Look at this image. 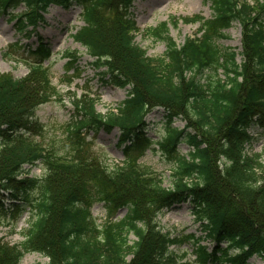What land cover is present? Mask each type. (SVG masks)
<instances>
[{"label": "trees", "instance_id": "trees-1", "mask_svg": "<svg viewBox=\"0 0 264 264\" xmlns=\"http://www.w3.org/2000/svg\"><path fill=\"white\" fill-rule=\"evenodd\" d=\"M206 1L211 18L181 19L199 24L198 34L182 45L167 35L166 22L149 30L165 43L163 56L152 59L134 43L133 0H0V15L31 31L51 5L78 6L83 25L74 41L102 69L105 82L128 89L106 115L96 111L94 99L78 102L70 151L62 155L34 139L42 127L35 111L54 92L43 67L49 45L38 36L23 78L0 73V209L6 193L12 219L30 214L20 244L0 239V264H20L28 252L46 256L49 264H188L170 249L179 238L162 232L157 221L183 203L211 242L208 250L191 239L196 264L264 261V164L246 150L254 139L251 126L264 128V0ZM18 6L24 10L12 12ZM233 22L241 27L239 63L235 52L217 45ZM153 109H162L167 123L157 141L146 132ZM175 120L184 127H171ZM113 130L124 159L108 166L91 154L85 134ZM182 142L187 155L179 153ZM153 146L173 163L168 188L139 164ZM38 164L41 178H18L28 174L24 166ZM98 202L108 215L101 225L91 214ZM117 210L124 214L113 220Z\"/></svg>", "mask_w": 264, "mask_h": 264}, {"label": "rangeland", "instance_id": "rangeland-1", "mask_svg": "<svg viewBox=\"0 0 264 264\" xmlns=\"http://www.w3.org/2000/svg\"><path fill=\"white\" fill-rule=\"evenodd\" d=\"M23 10V6H18L12 12L20 13ZM131 13L138 29L134 33V43L145 51L147 57L157 59L163 56L165 43L149 34V30L166 22L167 35L178 45H182L185 38L198 34L199 24H187L181 19L195 16L209 19L212 16V8L210 2L206 0H133ZM82 25L81 9L76 5L67 9L51 5L44 14V21L33 31L30 27L20 30L16 20H10L7 14L0 15L1 74L10 75L14 79H21L28 74L32 65L29 50L36 47L38 36L50 47L51 56L43 67L48 69L54 92L50 99L40 104L35 111V117L42 127L41 132L34 136V139L47 150L52 149L62 155L70 151L69 129L77 117L74 107L78 102L94 99L96 111L106 115L110 111L115 112L128 94L127 88H119L105 82L106 78L100 75L102 69L96 70L92 65L93 59L86 49L74 41L72 36ZM217 45L235 52L236 61L240 62L241 27L237 22H233L224 32V37L217 40ZM218 73L223 78L222 72ZM208 74L211 73H205ZM163 115L162 109H153L145 117L146 132L153 141H157L167 133V123ZM171 127L182 128L184 122L175 120ZM249 132L254 139L246 150L248 153L261 155L264 164V128L261 125H252ZM85 135L91 154L103 163L113 166L123 161L121 148L117 147L118 131L113 130L110 134L104 131L94 134L89 131ZM153 147V150H147L140 158L139 164L158 175L163 186L168 188L171 183L173 163L163 157L160 151L156 150V146ZM178 150L181 155H187L190 148L182 142ZM23 170L28 171V174H20L19 179L24 177L39 179L45 174L41 164L33 167L24 166ZM34 193L37 195V192ZM6 195L5 193L3 196L4 204L0 209V239L10 245L20 244L30 214L26 210L17 220L12 219L10 214L12 204L7 200ZM91 214L98 225L103 224L108 218L107 209L101 202L93 205ZM123 214L124 210H117L112 219L115 220ZM157 221L162 232H168L173 237L179 238V242L170 249L174 257L182 262L196 264L195 253L192 252L195 244L191 239L199 241V245L210 250V239L204 238L202 226L195 220L188 203L162 212L157 216ZM130 239L134 238L130 236ZM248 262L264 264V261L256 256L250 258ZM20 264H49V260L40 253L28 252L24 254Z\"/></svg>", "mask_w": 264, "mask_h": 264}]
</instances>
